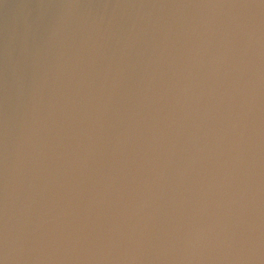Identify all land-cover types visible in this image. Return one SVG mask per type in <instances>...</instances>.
<instances>
[{"label": "clouds", "instance_id": "9594fccd", "mask_svg": "<svg viewBox=\"0 0 264 264\" xmlns=\"http://www.w3.org/2000/svg\"><path fill=\"white\" fill-rule=\"evenodd\" d=\"M0 264H264V0H0Z\"/></svg>", "mask_w": 264, "mask_h": 264}]
</instances>
